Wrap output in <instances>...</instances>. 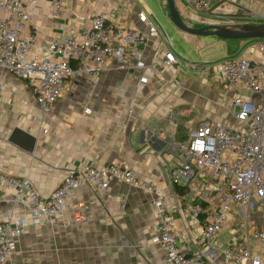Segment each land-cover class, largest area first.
<instances>
[{
	"label": "crops",
	"instance_id": "obj_1",
	"mask_svg": "<svg viewBox=\"0 0 264 264\" xmlns=\"http://www.w3.org/2000/svg\"><path fill=\"white\" fill-rule=\"evenodd\" d=\"M103 1L98 8L110 23L139 25L138 13L145 9L136 0ZM52 2L38 0L31 9L33 25L24 36L34 33L38 39L28 58L43 54L53 39H63L71 30L82 32L90 25L89 6L81 0H73L63 17L54 14ZM207 14L211 19L204 22H197L195 16H181L197 26L259 25L264 23L255 20H264V0L252 6L243 0H225ZM172 31L177 41L184 43L182 48L172 42L183 61L192 58L216 63L231 56L252 55L248 40L203 38L177 28ZM144 52L146 61L152 62L161 48L152 43ZM240 95L243 93L228 90L215 74L200 78L185 65L162 70L144 87L139 86L136 75L109 69L71 80L66 96L44 116L27 81L0 70V173L29 179L46 197L69 171L110 164L128 168L167 194L165 213L175 220L180 246L195 248L205 217L195 220L183 213L194 195L178 189L171 179L180 164L178 145L202 123L239 128L234 110ZM87 108L91 114H86ZM154 199L153 194L123 183H113L106 191L84 184L68 200L65 226L58 223L26 229L15 264H166L163 248L151 243L159 220ZM76 202L83 203L88 216L81 225H71L72 204ZM174 207L178 210L173 211ZM28 213L27 206L16 200L15 191L0 192V219L11 221ZM247 222L236 220L231 213L221 246L239 239ZM260 222L259 213L251 217V224ZM210 264L234 263L218 255Z\"/></svg>",
	"mask_w": 264,
	"mask_h": 264
},
{
	"label": "built area",
	"instance_id": "obj_2",
	"mask_svg": "<svg viewBox=\"0 0 264 264\" xmlns=\"http://www.w3.org/2000/svg\"><path fill=\"white\" fill-rule=\"evenodd\" d=\"M81 1L89 6V27L82 32L71 30L63 39H53L43 54L28 58L38 35L30 33L25 37L24 33L33 25L31 9L38 0H0V70L27 81L44 116L66 96L71 80L77 77L115 69L136 75L139 86L144 87L162 70L185 65L200 78L215 74L228 90L243 93L234 110L240 126L229 129L202 123L191 132L189 140L178 145L180 164L172 171L171 179L176 187L194 195L183 213L195 220L205 217L198 247L180 246L175 220L165 213L167 194L120 165L69 171L60 186L46 197L29 179L0 173V192L15 191L16 200L29 210L27 215L11 221L0 219V264H15L19 240L27 228L58 223L65 226L68 200L81 186L90 184L106 191L113 183L155 196L159 220L151 243L163 248L166 264H210L218 255L234 264H264V40L252 43L250 56H231L216 63H187L177 55L171 39L150 11L138 13L139 25L119 27L98 8L103 0ZM183 1L196 13H207L225 0ZM243 1L251 6L258 3ZM72 5L73 0H53V12L66 16ZM76 18L85 20L82 15ZM152 43L158 44L161 54L147 62L144 48ZM91 112L86 109V114ZM83 208L81 202L72 204L71 225L88 221ZM231 213L236 220L246 219L247 226L239 239L221 246ZM258 213L260 224H251V217Z\"/></svg>",
	"mask_w": 264,
	"mask_h": 264
},
{
	"label": "water",
	"instance_id": "obj_3",
	"mask_svg": "<svg viewBox=\"0 0 264 264\" xmlns=\"http://www.w3.org/2000/svg\"><path fill=\"white\" fill-rule=\"evenodd\" d=\"M168 17L177 29L185 34L198 37H217L223 40H264V24L227 26L209 24L205 26H190L181 16L175 0H166Z\"/></svg>",
	"mask_w": 264,
	"mask_h": 264
},
{
	"label": "rangeland",
	"instance_id": "obj_4",
	"mask_svg": "<svg viewBox=\"0 0 264 264\" xmlns=\"http://www.w3.org/2000/svg\"><path fill=\"white\" fill-rule=\"evenodd\" d=\"M177 8L180 12V14H186L187 16H195L197 19H195L197 22L201 21H207L210 20L211 18L209 17L207 13H196L192 9H190L187 4L183 0H175ZM138 2L139 6L143 7L144 9L148 10L151 12L152 17L156 20V22L160 25L161 29L169 36L172 42H174L176 45H181V47H184L183 41H177V36L173 33L174 28H177L172 20L168 17V8H167V2L166 0H136ZM190 26H197L193 25L191 23L186 22ZM255 23H264V20L258 19L255 20ZM181 32V31H180ZM204 38V37H203ZM251 41V43H254L256 40H248ZM180 42V43H179ZM189 60H184L187 63L190 62H195L196 59L188 58ZM192 59V60H190ZM195 63H200V62H195ZM235 125L236 127L239 126V122L235 120ZM211 124L214 122H210ZM214 125V124H212ZM225 126V125H224ZM227 128H233V127H228ZM190 137H188L189 140ZM223 238V236H221Z\"/></svg>",
	"mask_w": 264,
	"mask_h": 264
},
{
	"label": "trees",
	"instance_id": "obj_5",
	"mask_svg": "<svg viewBox=\"0 0 264 264\" xmlns=\"http://www.w3.org/2000/svg\"><path fill=\"white\" fill-rule=\"evenodd\" d=\"M181 130V129H180ZM178 189H182V188H178ZM179 191V190H178Z\"/></svg>",
	"mask_w": 264,
	"mask_h": 264
}]
</instances>
